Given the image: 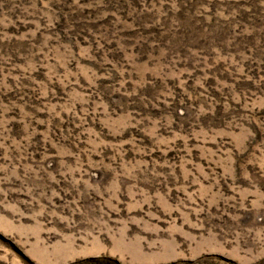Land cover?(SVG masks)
Masks as SVG:
<instances>
[{"label":"rangeland","instance_id":"obj_1","mask_svg":"<svg viewBox=\"0 0 264 264\" xmlns=\"http://www.w3.org/2000/svg\"><path fill=\"white\" fill-rule=\"evenodd\" d=\"M0 264H264V0H0Z\"/></svg>","mask_w":264,"mask_h":264}]
</instances>
